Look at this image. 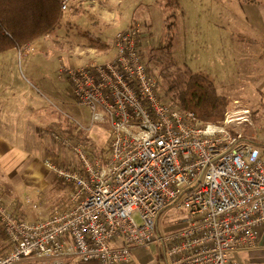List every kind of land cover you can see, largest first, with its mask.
<instances>
[{"label": "built area", "instance_id": "obj_1", "mask_svg": "<svg viewBox=\"0 0 264 264\" xmlns=\"http://www.w3.org/2000/svg\"><path fill=\"white\" fill-rule=\"evenodd\" d=\"M69 1L59 0L61 12ZM32 52L25 44L17 59ZM144 59L139 27L132 25L115 35L109 59L61 69L89 123L109 127L108 148L100 158L75 137L49 134L77 161L75 168L43 162L72 186L71 206L28 221L0 200L8 246L0 264H132V248L153 242L168 264H243L240 252L257 247L264 159L242 134V124L252 126L249 111L204 123L165 101ZM169 207L185 217L163 237L157 219Z\"/></svg>", "mask_w": 264, "mask_h": 264}, {"label": "rangeland", "instance_id": "obj_2", "mask_svg": "<svg viewBox=\"0 0 264 264\" xmlns=\"http://www.w3.org/2000/svg\"><path fill=\"white\" fill-rule=\"evenodd\" d=\"M128 2L130 4L134 2L135 5L139 2L132 18L106 22L113 31L109 36L98 37L101 44H105L106 47H102L95 37H88L84 32L76 36H74L76 32L72 35L68 33L66 36L71 38L72 43L55 42L53 36L49 37V49L40 53L46 60L42 67L34 69L33 72L25 68L26 58L35 56L39 50L36 41L31 42L32 54L22 57L20 62L15 63L19 77L24 83L29 84L31 90L32 87L37 88L39 95H42V101L48 105L46 110L49 121L53 123L44 126L48 140L51 132H57L62 136L69 135L70 138L80 140L84 146L90 147L97 156L103 158L109 143V127L93 126L89 123L86 110L76 105L71 85L61 73V69L109 59L113 54L115 35L132 25L139 27V45L143 51L145 64L149 72L157 77L159 90L168 104H177L178 96L185 89L190 74H205L213 81L217 94L229 99L227 112L230 116H235L240 110L249 111L252 126L242 124L244 138L261 140L264 137V95L251 88L257 89L258 86H254V80L251 79L259 75L260 71L252 62L244 63L241 60L238 62L237 56L235 61H230L236 54L244 55L246 51H251L249 54L251 59L252 55L256 58V53L260 50L254 45H247L246 40L251 38L252 41L256 38L245 29L246 22L240 15L241 10L250 7V1L128 0ZM122 16L124 18L123 14ZM73 28L74 31L80 29L77 26ZM75 45L83 46L81 47L83 49L76 48ZM62 46L68 48L74 46L77 50H74V54L65 52L61 59L48 52L51 47ZM238 46L240 49L235 50ZM70 57H73L72 61ZM240 115L243 116L241 113ZM60 127L71 129L64 131ZM46 159L61 167L76 166L75 157L70 150L54 143L49 147L43 162ZM46 171L51 175L52 189L45 197L44 193L36 192L35 197H26L22 200L21 196L2 197L0 193L1 202L7 207L15 208L17 215L28 221H31L29 217L33 218L32 220H39L59 212L60 209L69 208L72 186L59 181L47 169ZM184 217L185 213L175 208L164 209L157 219L158 233L163 237L174 234L179 230L178 225L182 223ZM4 237L3 231L0 230L1 255L8 249ZM240 256L242 259L241 254ZM242 263L247 264L244 259ZM25 264L39 263L30 261ZM63 264L76 262L68 260Z\"/></svg>", "mask_w": 264, "mask_h": 264}, {"label": "crops", "instance_id": "obj_3", "mask_svg": "<svg viewBox=\"0 0 264 264\" xmlns=\"http://www.w3.org/2000/svg\"><path fill=\"white\" fill-rule=\"evenodd\" d=\"M253 1L255 3L248 2L250 7L241 10L240 15L246 22L245 29L256 38L252 39L253 44H248L249 39L246 40L247 45H254L260 50L256 53V58L252 55L251 59V51H246L244 55L236 54L230 61H235L237 56L238 62H252L258 66L259 75L251 79L254 80V86L258 87L251 88L264 95V0ZM138 5L139 2L135 5L128 0H70L68 10L61 13L58 27L45 38L36 40L39 50L35 56L26 58L25 68L33 72L44 65L46 60L40 53L49 49V37L53 36L55 42L72 43L66 34L76 32V36L84 32L97 39L109 36L113 29L106 22L130 20ZM76 26L82 32L80 29L74 31L73 27ZM75 47H51L48 52L61 59L65 52L74 54L77 50ZM239 49L240 46L235 50ZM69 59L72 61L73 57ZM20 60L17 59V48L0 53V193L2 197L21 196L24 200L26 197H35L36 192L44 193L45 197L52 189L51 175L42 163L52 145L45 136L44 128L52 122L49 121L46 110L48 105L42 101L39 90L32 87L33 92L29 84L19 77L15 63ZM60 128L64 131L71 129ZM246 140L260 149L264 159V137L259 141L251 137ZM29 219L34 221L33 218ZM0 230L2 231L1 227ZM259 234L255 249L240 252L247 264H264V226L259 228ZM131 254L132 264H168L161 246L156 242L145 248H132Z\"/></svg>", "mask_w": 264, "mask_h": 264}, {"label": "trees", "instance_id": "obj_4", "mask_svg": "<svg viewBox=\"0 0 264 264\" xmlns=\"http://www.w3.org/2000/svg\"><path fill=\"white\" fill-rule=\"evenodd\" d=\"M250 3L255 2L250 0ZM61 13L63 12L60 11L59 0H0V53L20 48L50 35L58 27ZM101 43L99 41L102 47H106ZM247 43L254 42L249 39ZM176 105L191 111L204 123H221L230 101L218 95L213 81L200 73L189 75Z\"/></svg>", "mask_w": 264, "mask_h": 264}]
</instances>
